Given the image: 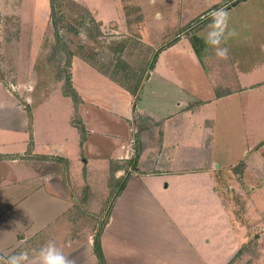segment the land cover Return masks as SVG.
I'll use <instances>...</instances> for the list:
<instances>
[{"label": "rangeland", "instance_id": "rangeland-1", "mask_svg": "<svg viewBox=\"0 0 264 264\" xmlns=\"http://www.w3.org/2000/svg\"><path fill=\"white\" fill-rule=\"evenodd\" d=\"M221 7L238 33L224 45L227 60L217 59L203 40L208 21L202 17ZM243 71L250 81L264 79V0H0V107L31 106L27 123L38 147L46 151L66 140L71 151L68 160L55 161L60 171L49 182L41 180L45 171L37 161L0 156V215L40 186L51 194L47 198L64 197L61 185L76 202L74 218L83 231L97 233L115 198L116 176L137 172L124 157L134 150L137 158L144 149L138 124L146 112L162 131L142 128V138L152 143L153 133L162 136L158 141L168 163L174 158L175 171L211 174L240 250L230 264H264V82L252 95L237 90L219 98L238 84L218 77L225 81ZM67 76L76 100L64 92ZM191 98L200 102L177 114V103ZM1 123L4 132L15 131L14 120ZM69 125L84 141L82 151L65 132ZM66 220L62 216L54 227ZM44 232L35 238L46 240L38 248L51 229ZM26 247L16 253L30 254ZM211 247L218 262L213 254L223 249Z\"/></svg>", "mask_w": 264, "mask_h": 264}, {"label": "crops", "instance_id": "crops-1", "mask_svg": "<svg viewBox=\"0 0 264 264\" xmlns=\"http://www.w3.org/2000/svg\"><path fill=\"white\" fill-rule=\"evenodd\" d=\"M258 44L260 46L262 43ZM211 68L215 70L213 63ZM150 77L151 74L147 80ZM227 77L224 81L219 76L218 82H235L238 88L222 92L223 97L219 98L236 94L237 90L251 94L250 91H255L257 85L264 82V79L258 83L250 81L248 73L244 71L240 76ZM74 89L78 93L76 87ZM175 91L178 92L177 89ZM61 95L66 98L62 92ZM198 102V98L185 102L186 105L178 102L175 112H189L194 107L193 104ZM28 111H31V106L24 109L15 106L0 107V156H10L14 158V163L33 164L37 161L45 171V175L40 179L44 182L53 181L60 171L59 163L55 161H66L71 152L66 144L68 141L52 145L46 151L41 150L37 140H33L36 131L27 123ZM139 115H142L144 122L138 124L142 140L140 143L144 149L138 152L137 158L134 156V150L131 157H124L126 162L135 160L134 170L137 172L133 175L128 173L124 188L114 198L102 227L99 243L104 264H230L239 255L240 250L235 247L233 230L220 197L211 186V174L208 170L179 168L180 171H175L174 158L168 163L169 155L161 149L159 135L152 134L153 127L159 132L162 131V126L158 128V123L154 124L146 112ZM11 120L16 122L12 126L15 131L4 132L1 122ZM142 128L152 130L149 134H152L150 137H153L154 142L147 143L149 137L142 138ZM67 131H70L69 137L75 146L78 145V140L79 145L82 143L79 146L82 151L84 141L81 142L76 129L69 125L65 132ZM147 148H155L150 150L153 151L150 153L153 155L150 160L145 157ZM122 154L119 152L117 156ZM117 171H120V168H117ZM125 174L121 172L116 176L117 180ZM54 183L58 184L56 181ZM57 187L64 197L47 198L51 194L40 186L0 215V258H7L26 245L28 250H32L30 255L34 254L42 239L35 238L44 235L45 230L51 229L48 241L55 242L56 238L60 240L62 237V242L56 245L75 264H100L94 253L97 229L83 231V224L74 218L76 202L72 203L67 199L68 190L61 185ZM148 188H154L155 191ZM36 199L49 203L36 206L33 203ZM36 212L41 217L36 216ZM62 216H68V220L55 228L54 224ZM215 243L223 249L219 255L213 254L215 258H219L218 262H213L210 254L211 245Z\"/></svg>", "mask_w": 264, "mask_h": 264}, {"label": "clouds", "instance_id": "clouds-1", "mask_svg": "<svg viewBox=\"0 0 264 264\" xmlns=\"http://www.w3.org/2000/svg\"><path fill=\"white\" fill-rule=\"evenodd\" d=\"M156 18L160 19L159 13L156 14ZM202 19L208 21L207 31L203 37L206 47L213 51L217 59L227 60L229 49L224 45L229 39L238 35L234 28L229 27V13L223 7L214 8L209 10ZM0 264H75V262L65 255L54 241L50 240L32 255L28 251H22L7 258H0Z\"/></svg>", "mask_w": 264, "mask_h": 264}, {"label": "trees", "instance_id": "trees-1", "mask_svg": "<svg viewBox=\"0 0 264 264\" xmlns=\"http://www.w3.org/2000/svg\"><path fill=\"white\" fill-rule=\"evenodd\" d=\"M71 54L72 53L69 52V56H71ZM154 59L155 58H153V62H154ZM153 62H152V65H153ZM68 64H70V63H68ZM152 65H150V66L152 67ZM65 82L67 83L66 89L64 91L65 94L67 96H71V98L73 100L78 99L77 96H76L75 91L72 89V87H71V85L69 83V76H67V80H65ZM139 82H140L139 80L138 81H135L136 84L134 85L133 88H131L129 90L132 94H136L137 93V91H138V89L140 87ZM128 163L133 166V165H135V160L131 159ZM239 165H241V163H239ZM127 177H128V173H126L124 177H120L119 180H117L118 181V189L116 190L115 197L124 188V185L126 183ZM104 224H105V222L103 223V225L100 227V229L96 233V239L94 240V253H95L96 257L98 258L100 264H104V259H103V255H102V251H101V247H100V243H99V236L101 234L102 227L104 226Z\"/></svg>", "mask_w": 264, "mask_h": 264}]
</instances>
